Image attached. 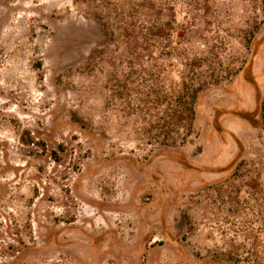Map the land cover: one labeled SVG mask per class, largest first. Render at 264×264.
<instances>
[{"label":"rangeland","instance_id":"obj_1","mask_svg":"<svg viewBox=\"0 0 264 264\" xmlns=\"http://www.w3.org/2000/svg\"><path fill=\"white\" fill-rule=\"evenodd\" d=\"M147 10L143 92L181 54L222 76L187 143L152 152L125 37L88 0H0V264H264V0Z\"/></svg>","mask_w":264,"mask_h":264},{"label":"trees","instance_id":"obj_2","mask_svg":"<svg viewBox=\"0 0 264 264\" xmlns=\"http://www.w3.org/2000/svg\"><path fill=\"white\" fill-rule=\"evenodd\" d=\"M88 1L92 10L91 15L103 22L102 25L112 40H117V37L126 39V52L130 56L128 63L131 75H128L129 78L125 79V84L119 87L126 96L135 93L138 99L139 103L135 107L127 106V110L148 116V119L143 117L145 125L139 129L145 141L143 143L151 147L148 149L150 152L156 146L177 148L185 145L192 132L195 102L199 93L208 86L219 83L222 79V76H218L216 73L214 67L216 62L209 60V69L201 71L199 63L208 61L206 58L188 59L181 54L184 59L182 63L187 68V72L180 76L179 82H170L166 86L159 85L150 88L147 94L143 92V87H149L148 78H151V75L146 72L142 63L144 53L148 49V37L145 33V24L138 20L148 17V0ZM159 28L160 26H158ZM135 65H138L139 69ZM118 85H120L119 82L112 84L114 91H117ZM117 95L121 98L124 97L120 90ZM26 143L37 149L39 147L44 149V143L41 141L35 142L29 138Z\"/></svg>","mask_w":264,"mask_h":264}]
</instances>
